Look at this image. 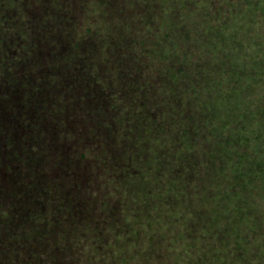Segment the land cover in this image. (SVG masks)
Masks as SVG:
<instances>
[{"label": "rangeland", "instance_id": "rangeland-1", "mask_svg": "<svg viewBox=\"0 0 264 264\" xmlns=\"http://www.w3.org/2000/svg\"><path fill=\"white\" fill-rule=\"evenodd\" d=\"M214 37L220 52L217 57L206 53L208 65L204 60L196 69L181 57L191 42H211ZM71 39L70 54L64 48L70 47ZM258 52L263 55L251 59ZM228 53L236 61L229 60ZM212 61L219 63L218 72L213 69L201 77L212 68ZM175 66L189 70L183 89L210 86L224 116L221 125L236 131L234 121H243L252 106L264 104V0H0V162L10 161L3 165L25 171V183L32 170H38L41 182L54 178L51 192L30 190L31 208L38 207L33 205L37 202L55 204L64 188L65 208L71 210L45 229L43 244L32 237L28 242L12 236L14 242L25 243L18 250L19 260L12 255L0 264H25L29 244L41 253L33 256H39L34 264H161L160 258L164 264H174L178 258L182 261L178 252H191L190 239L183 235L187 202L180 204L179 197L168 191L154 192L166 179V170L157 172L156 165H174L183 173L186 169L169 158L170 143L139 144L137 130L131 128V124L147 126L144 117L150 111L163 113L157 94L168 95L180 80L169 77L164 92L159 72ZM239 67L243 72L236 74ZM136 76L139 80L133 79ZM254 80L257 87L245 90L244 84ZM217 84L219 89L213 90ZM131 93L135 96L129 98ZM165 102L172 105L171 97ZM115 103L123 104L111 111L109 122L116 129L110 130L100 111L108 117ZM123 114L138 116L131 123ZM77 115L90 116L91 121L78 122ZM67 123L72 125L62 131ZM93 123L99 126L97 133ZM41 138L46 141L37 146L32 142ZM153 153L167 156L148 163ZM34 154L40 156L32 164ZM9 170L16 181L18 172ZM87 177L91 182L83 185ZM1 182L0 250L5 251L13 245L8 235L29 230L24 217L32 213L28 214V192L20 189L23 184L6 187ZM88 185L92 186L85 189ZM184 185L178 192L183 196ZM78 189L88 201L86 209L97 201L92 217L76 213L82 200ZM143 195L149 198L143 201ZM36 213L41 216L37 209ZM93 218L95 224L86 220ZM170 221L181 226L174 230L167 225ZM169 241L176 250L166 246Z\"/></svg>", "mask_w": 264, "mask_h": 264}, {"label": "trees", "instance_id": "trees-1", "mask_svg": "<svg viewBox=\"0 0 264 264\" xmlns=\"http://www.w3.org/2000/svg\"><path fill=\"white\" fill-rule=\"evenodd\" d=\"M185 36L186 34L183 35L184 38ZM217 41V37H214L211 42L202 41L200 43L195 40L194 43L191 42L189 44L190 47L183 52L181 57L190 61L196 69H199L200 67L196 65H204V60L207 61L206 64L208 65L209 56L206 53H215V57L218 56L220 50L217 46L219 45L216 43ZM69 43L70 47L64 49L69 50L68 52L71 54L73 52V39ZM178 47L182 48L181 45ZM236 49L237 53L240 54L243 46L239 45ZM196 52H200V55H195ZM262 55V52H258L251 59ZM226 56L230 57L229 60L236 61L232 54L228 53ZM68 60L69 62L73 61L72 55L68 56ZM210 64L212 68L200 74L201 77L206 75V73H213V69L218 72L219 63L212 61ZM237 69L240 72H237ZM237 69H234L236 74L243 72L240 67ZM188 75L189 70L181 66L171 67V69L159 72L161 79L158 84H160L161 90L164 92L169 88V77L172 76L175 79L179 77L180 82H175L177 84L176 88L168 91V95L166 93L157 94L158 104L163 105L161 107L163 113L161 111L158 113L150 111L149 115L144 117V122H146L147 126L131 124V128L135 127L137 130L139 144L148 140L149 142L164 141L170 143L173 150L169 151V158H174L186 169V172L183 173L180 168H176L174 165L171 166L172 162L168 163V166L171 167L164 168L163 165H156L154 168L157 172L166 170V179L158 182L154 192H171L177 199L179 197L180 200L178 202L180 204L181 202H187V207L189 208V214L184 218L187 223L186 226H183V235L190 239V243L187 246L191 248V252L183 255L178 252L182 261L178 258L176 262L174 261V264H180L181 262L182 264H192L193 256H196L195 264H264V104L252 106L251 114H245L243 121L240 119L234 121L233 126L237 129L236 131L228 130L220 123L224 116L218 110L217 101L213 100L210 86L198 88L192 86L190 90L183 89L186 86L184 80H188ZM133 79L139 80V76ZM255 83L256 80L245 83L246 87L244 89L252 91L254 87H257ZM215 89H219L218 84L213 88V90ZM254 95L255 92H251V96ZM134 96L131 93L129 98ZM168 96L171 97L172 105L165 102ZM122 104H112V110L108 109V117L105 116L104 110L100 111V113L104 114L105 124L103 125L105 128L109 125L110 130L116 129L113 123L109 122L111 119L110 113ZM49 106L54 108L52 104H49ZM98 110L99 108L95 111ZM123 115V118L127 117L125 114ZM137 116L138 114H131L126 119H129L132 123V120ZM81 119L86 122L91 121L90 116L77 115V121L80 122ZM71 125V123H67L62 127V131ZM97 128L99 126L93 123V131L96 133ZM42 141L46 140L42 138L32 140L36 146ZM39 156L33 155L30 160L32 164L35 163L34 159ZM79 156L85 160V156H83L81 151ZM166 156L167 154L153 153L147 158V162L152 163L156 159L163 160ZM24 160L26 161L27 159ZM2 161L0 162V182L2 181V186L20 187L23 184L20 189L24 187L26 192H28V214L32 213V215L24 217L26 222L28 221L24 225L29 226V230L26 233L15 232L14 235H8L9 238L11 237L9 245H13L12 247H6L5 251L1 248L0 262L3 258L4 260H11L12 255H14L16 260H19L18 250L20 247L23 249L25 243H16L13 238H25V241H28L32 237L34 241H41L43 244L47 236L45 229L49 230V226L61 222V214L64 213L63 215L66 217L71 211L65 208L64 195L68 193V190L64 188L62 189L61 198H58L55 204L51 202L45 206L43 202H37L33 205L38 207L31 208L30 190L40 192L48 190L51 192L56 187L54 186L56 182H52L54 178L49 177L47 182H41L37 176L38 170H32L33 176L31 179L27 178L28 180L26 179L25 183L23 182V179L27 177L25 171L14 170V167L9 164L5 167V163L10 161ZM61 163L62 160L60 161ZM141 164L136 169L137 173L143 168L145 162ZM7 167L12 171L14 170V173L18 172L16 181L10 178L12 176L9 174L11 171ZM1 168L4 170H1ZM5 169L7 170L5 171ZM64 169H66L65 166ZM3 174H7V176ZM81 179H78L80 183ZM6 181L8 185H6ZM84 181L83 185L91 182V179L87 177ZM183 184H185V196L178 193L180 186ZM90 186L85 187V189H89ZM150 187L143 190V193L150 191ZM78 191L82 200H80L81 205L78 204L79 207L77 209L79 210L76 213L78 214L80 211L85 216L92 217L96 212L93 209L97 201L91 204L90 209H86L88 201L82 198L83 196L79 189ZM147 197L149 198L148 195H143V201H146ZM152 206L157 207L158 205L152 204ZM45 207L48 209L47 211H45ZM36 209L41 212V216L36 213ZM31 219L34 220L30 222ZM86 220L90 223L94 222L93 224L97 222L96 218ZM19 225H21L20 228L24 227L23 223ZM167 225L175 226L174 230H176L178 225L181 226L174 221H170ZM173 226L170 227L173 228ZM101 235L105 236L104 234ZM14 243H16L15 246ZM197 243L199 246H197ZM169 245L171 249H177V246L175 247V244H171V241L166 244V246ZM181 246H184L186 251L187 246L185 244H181ZM28 249L29 252L27 253L25 264L38 263L39 256L36 258L37 260L33 256L41 254L40 251L36 253L35 248H32L30 244ZM55 257L54 255L53 258ZM53 258L51 261H53ZM160 261L161 264H164L161 258ZM82 263L86 262L83 260Z\"/></svg>", "mask_w": 264, "mask_h": 264}]
</instances>
